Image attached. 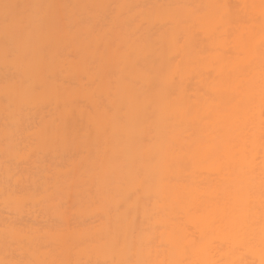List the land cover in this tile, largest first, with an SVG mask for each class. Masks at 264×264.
I'll use <instances>...</instances> for the list:
<instances>
[{
    "label": "bare ground",
    "instance_id": "1",
    "mask_svg": "<svg viewBox=\"0 0 264 264\" xmlns=\"http://www.w3.org/2000/svg\"><path fill=\"white\" fill-rule=\"evenodd\" d=\"M0 264H264V0H0Z\"/></svg>",
    "mask_w": 264,
    "mask_h": 264
}]
</instances>
